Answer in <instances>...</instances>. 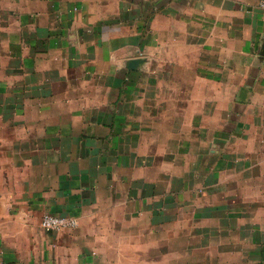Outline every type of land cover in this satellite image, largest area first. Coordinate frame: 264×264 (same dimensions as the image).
<instances>
[{
	"label": "crops",
	"instance_id": "1",
	"mask_svg": "<svg viewBox=\"0 0 264 264\" xmlns=\"http://www.w3.org/2000/svg\"><path fill=\"white\" fill-rule=\"evenodd\" d=\"M263 1L0 0V264H264Z\"/></svg>",
	"mask_w": 264,
	"mask_h": 264
},
{
	"label": "built area",
	"instance_id": "2",
	"mask_svg": "<svg viewBox=\"0 0 264 264\" xmlns=\"http://www.w3.org/2000/svg\"><path fill=\"white\" fill-rule=\"evenodd\" d=\"M259 8L264 10V1L259 4ZM77 225L78 222L70 217L44 216L40 221V227L46 233H63Z\"/></svg>",
	"mask_w": 264,
	"mask_h": 264
}]
</instances>
